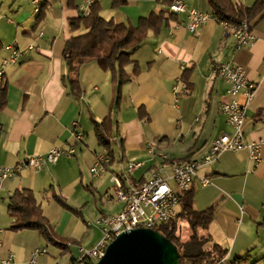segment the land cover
Returning <instances> with one entry per match:
<instances>
[{"label":"crops","instance_id":"1","mask_svg":"<svg viewBox=\"0 0 264 264\" xmlns=\"http://www.w3.org/2000/svg\"><path fill=\"white\" fill-rule=\"evenodd\" d=\"M31 1L0 0V64L8 56L5 46L16 42L22 51L19 61L0 78L7 83L0 111V167H15L53 148H73L74 155L40 171L21 169L0 181L3 264H52L65 256L68 264L80 249L96 245L101 238L97 219L122 209L110 177L120 174L127 163L143 164L130 177L139 184L156 170L168 176L177 164L174 161L189 154L190 161H203L211 142L231 132L220 111L227 86L213 73L214 65L229 61L256 85L243 132L246 141H262V162L251 173L245 152H220L213 163L198 169L197 176L210 182L201 186L193 181V206L197 211L215 207L209 228L200 231L209 237V245H218L228 259H240V264H264V11L251 21V44L235 50L234 36L213 18L189 33L185 16L169 18V8L157 0H92L101 18L116 24L136 27L140 19L161 9L168 20L157 33L149 31L131 54L136 66L125 68L127 82L118 84L113 73L89 61L78 70L77 96L66 81L63 50L69 39L86 32L82 25L76 31L70 27V21L79 17L82 0H39L38 13ZM181 1L189 9L211 14L207 0ZM231 1L250 7L255 0ZM182 84L187 93L173 95V88ZM91 119L97 123L108 119L113 141L111 163L100 177L89 173L95 155L105 153L96 142ZM73 132L81 134L80 141H75ZM15 190L33 193L53 238L67 247L65 253L36 230L10 229L14 219L6 206ZM54 196L63 198L76 213L63 208Z\"/></svg>","mask_w":264,"mask_h":264},{"label":"built area","instance_id":"2","mask_svg":"<svg viewBox=\"0 0 264 264\" xmlns=\"http://www.w3.org/2000/svg\"><path fill=\"white\" fill-rule=\"evenodd\" d=\"M31 3L33 12L38 13L41 2L32 0ZM92 5V0H82L78 9L79 17H87ZM169 12L185 16V28L189 33L197 32L202 25L213 18L211 14L189 9L181 0H174L169 6ZM220 25L232 38L233 31H237V41H234L235 50L245 48L253 41L250 25L245 20L238 24L223 22ZM5 50L8 52V56L1 61L0 78L4 75L5 69L16 64L22 56V51L16 42L5 46ZM213 73L227 86V100L221 104L220 111L225 116L231 132L222 133L211 142L208 154L203 161L191 160L186 163L174 164L168 176H163L160 170H156L150 174L148 179L134 184L130 177L143 164L139 162L127 163L120 174L110 177L115 198L123 205L121 211L113 216L99 217L95 224L101 232L100 240L90 249H80L77 257L68 264H94L103 255L106 246L120 233L136 228L154 230L156 226L174 219L178 212L180 196L189 189L193 181L197 179L201 186L209 184L210 179L199 178L197 171L203 165L213 163L220 152H245L250 164L248 171L251 173L260 166L262 141H246L243 132L246 111L253 99L256 85L249 81L243 69L232 61L214 65ZM172 92L175 96L184 95L187 93V87L182 84L178 89L173 88ZM240 96L244 97L243 102L239 101ZM73 137L76 142L82 138L79 132H73ZM73 155V148H53L44 155L27 157L15 167H0V181L14 177L21 169L40 171L47 166L56 165L62 157H72ZM109 162L105 153L96 154L89 173L93 177H100L106 173ZM170 181L174 183L175 189L171 187ZM44 252V250L35 251L34 255ZM3 263L4 261L0 260V264ZM212 264H233V259L230 260L225 255Z\"/></svg>","mask_w":264,"mask_h":264},{"label":"trees","instance_id":"3","mask_svg":"<svg viewBox=\"0 0 264 264\" xmlns=\"http://www.w3.org/2000/svg\"><path fill=\"white\" fill-rule=\"evenodd\" d=\"M160 4H166L169 8L171 3L166 0H157ZM211 9V15L217 23L238 24L243 20L251 27V21L263 13L264 0H255L250 7L234 4L231 0H207ZM100 8L97 4L89 8L87 17H78L70 21L73 31L82 25L86 32L72 37L64 46L63 57L67 63V84L70 91L78 96L77 83L78 70L86 62L95 61L103 70L113 73L118 84H123L129 79L125 68L135 62L130 58L146 38L149 31L157 33L161 26L168 20L165 17L166 10H159L158 14H150L147 18L140 19L136 27L124 24H116L113 20L106 21L101 18ZM174 14H169V18ZM3 77V76H2ZM7 83L0 81V111L5 106ZM93 132L97 144L103 148L109 158L113 156L111 148L112 140L108 134V119L101 123L91 119ZM190 154L182 159L174 161L177 164L189 162ZM194 190L192 185L181 194L178 204V212L174 219L164 222L154 228L161 236L171 242L179 255L178 264H212L225 256L226 251L218 245H209L210 239L201 235V230H207L213 221L215 207L204 211H197L193 206ZM54 199L65 209L76 213L66 201L54 196ZM7 215L14 219L10 229L12 231L36 230L41 237L50 245L65 253L67 247L64 243L57 242L51 233L49 224L42 216L41 207L37 204L30 190H15L9 197L6 206ZM183 226L189 232L186 240L180 239ZM74 258L70 259L72 262ZM240 260V259H239ZM241 261V260H240Z\"/></svg>","mask_w":264,"mask_h":264},{"label":"water","instance_id":"4","mask_svg":"<svg viewBox=\"0 0 264 264\" xmlns=\"http://www.w3.org/2000/svg\"><path fill=\"white\" fill-rule=\"evenodd\" d=\"M175 246L157 231L136 228L120 233L94 264H178Z\"/></svg>","mask_w":264,"mask_h":264},{"label":"rangeland","instance_id":"5","mask_svg":"<svg viewBox=\"0 0 264 264\" xmlns=\"http://www.w3.org/2000/svg\"><path fill=\"white\" fill-rule=\"evenodd\" d=\"M98 199V198H97ZM94 229V228H93ZM180 239L183 241V240H186L188 238V235H189V232L187 231V229L184 228L183 226V229H182V232H180ZM68 261V257L65 256L63 257L62 259H60L59 261H53L52 264H66ZM59 262V263H58Z\"/></svg>","mask_w":264,"mask_h":264},{"label":"bare ground","instance_id":"6","mask_svg":"<svg viewBox=\"0 0 264 264\" xmlns=\"http://www.w3.org/2000/svg\"><path fill=\"white\" fill-rule=\"evenodd\" d=\"M234 40L237 41V31H233ZM233 264H240L239 260H234Z\"/></svg>","mask_w":264,"mask_h":264}]
</instances>
